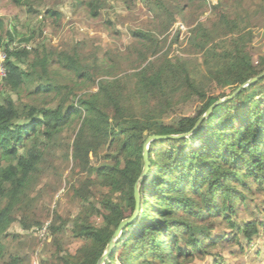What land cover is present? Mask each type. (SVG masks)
Wrapping results in <instances>:
<instances>
[{
  "label": "trees",
  "instance_id": "trees-1",
  "mask_svg": "<svg viewBox=\"0 0 264 264\" xmlns=\"http://www.w3.org/2000/svg\"><path fill=\"white\" fill-rule=\"evenodd\" d=\"M44 1L13 0L29 14H44L58 23L62 13L42 11ZM96 2L75 0L73 6L97 18ZM208 4L157 0L167 14L157 12L150 30L134 31L132 43L115 51L96 47L86 52L78 40L63 49L47 51L43 44L29 48L35 37L17 44L16 27L0 18V53H6L7 70L0 84V257L2 235L14 223L26 230L43 227L27 203L48 173L61 171L57 138L74 137L67 178L86 179L71 184L67 193L80 205L79 213L64 219L54 211L51 232L72 224L73 237L82 245L74 255L58 245L57 253L42 264H97L120 222L135 211V185L148 137L192 131L225 97L213 96L214 86L231 84L233 93L264 73L256 23L264 19V0H218L212 7L215 17L191 29L187 57L169 58L164 52L171 15L185 17ZM179 39L180 32L175 41ZM193 97L204 103L197 117H180L175 125L164 122L171 109ZM149 158L151 168L139 189V216L123 231L105 264H183L196 254L211 255L206 250L227 239L223 227L236 231L234 246L253 244L264 234V221L239 225L234 218L235 204L244 205L253 187L264 192V78L217 106L190 137L152 142ZM95 186L105 189L100 200ZM94 217L103 224L96 226ZM190 222L203 227L194 230Z\"/></svg>",
  "mask_w": 264,
  "mask_h": 264
},
{
  "label": "rangeland",
  "instance_id": "rangeland-1",
  "mask_svg": "<svg viewBox=\"0 0 264 264\" xmlns=\"http://www.w3.org/2000/svg\"><path fill=\"white\" fill-rule=\"evenodd\" d=\"M96 1V5L99 7L97 10L99 16L90 18L87 10L81 9L76 12L73 6L75 0H45L42 11L51 8L62 13L58 23H54L53 20L44 19V14H29L27 8L17 6L13 0H0V18H6L11 27H16L20 34L16 37L17 44L22 39L35 37V40L29 44V48L32 44H43L46 50L50 51L63 49L66 45H72L78 40L84 43L85 51L90 52L96 47L113 51L124 50L132 43L134 31L150 30L157 12L162 16L167 14L163 7L156 6L157 0H132V5L126 4L124 0ZM217 1L208 0V5L198 10H190L185 17L180 13L171 15L172 28L168 43L164 48V52H169V58H174L177 55L188 56L191 29L200 21L215 17L212 7ZM108 21H111L113 25L109 26ZM256 23L259 27L257 29L259 35L257 45L264 52V19H257ZM179 32L180 39L176 42L175 38ZM233 88L234 86L231 84L214 86L212 95L227 97L232 94ZM203 104V101L198 100L197 97L182 102L171 109L164 118V122L167 125H175L180 117L195 118L201 112ZM135 109L140 114L141 105L138 100L135 101ZM64 138V141L61 137L56 139V144L59 146L55 151L58 157L57 168L61 171L48 173L42 179L39 189L31 194L27 203L28 207H33L36 220L43 223V227L26 230L21 223H14L2 235L0 264H42L57 253L58 245H61L64 253L73 255L81 247V241L73 237L72 224L66 230L54 234L51 232L55 225L54 211H59L64 219L75 217L79 213L80 205L75 198H69L67 193L71 184L79 185L80 181L86 179L85 175H73L67 178L71 167L68 156L74 137L72 134H66ZM199 143L197 142L196 146ZM116 151L117 147L113 146L112 152ZM105 162L103 161L101 164ZM104 190L95 186L94 192L98 200H100V193ZM253 198L254 200H252ZM97 206L104 213H108V210L102 208L100 204L97 203ZM256 206H260V209ZM261 209H264V192L260 193L257 187H253L244 205L239 201L235 204L236 216L234 220L239 225L254 219L264 221V213L261 212ZM48 211L52 212L50 217L47 216ZM181 212L185 213L183 210ZM92 222L96 226H100L103 224V219L94 217ZM190 226V228L199 231L203 227L194 222H190ZM223 229L228 234L227 239L223 243H219L218 246L206 250V253H211V255L196 254L194 260L183 262V264H264V234L257 237L250 246L246 242L243 245L234 246L231 241H233L236 231L227 227H223ZM184 234L187 236V233L184 232ZM119 263V260L115 262V264Z\"/></svg>",
  "mask_w": 264,
  "mask_h": 264
},
{
  "label": "water",
  "instance_id": "water-1",
  "mask_svg": "<svg viewBox=\"0 0 264 264\" xmlns=\"http://www.w3.org/2000/svg\"><path fill=\"white\" fill-rule=\"evenodd\" d=\"M263 78H264V73L259 75L258 77H255V78H252V79L246 81L240 87H238L231 95L224 97V98L220 99L219 101H217L216 103H214L200 117V119L198 120V122L196 123V125L192 131H190L186 134H180V135H152V136L148 137V139L144 143V168H143V171H142V173H141V175H140V177H139V179L135 185V200H136L135 211L131 217L120 222L119 226L117 227L116 231L113 234V237L111 238V241H110L105 253L99 259L97 264H105L107 258L111 255V253H112L115 245L117 244L119 238L121 237L123 231L128 226H130L131 224L136 222V220L139 216L140 209H141V195H140L139 189H140V186L142 185V183L144 182V180L146 179V177L148 176L150 168H151V162H150V158H149L150 144L152 142L158 141V140L182 139V138L190 137L191 135H193L198 130V128H199L200 124L203 122V120L207 119L212 114L213 110L217 106L234 99L242 90H244L245 88H247L251 85H254L255 83H257L259 80H261Z\"/></svg>",
  "mask_w": 264,
  "mask_h": 264
},
{
  "label": "built area",
  "instance_id": "built-area-1",
  "mask_svg": "<svg viewBox=\"0 0 264 264\" xmlns=\"http://www.w3.org/2000/svg\"><path fill=\"white\" fill-rule=\"evenodd\" d=\"M5 60H6V53L2 51L0 53V84L2 83L3 79L6 77L7 74Z\"/></svg>",
  "mask_w": 264,
  "mask_h": 264
}]
</instances>
